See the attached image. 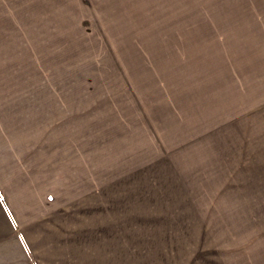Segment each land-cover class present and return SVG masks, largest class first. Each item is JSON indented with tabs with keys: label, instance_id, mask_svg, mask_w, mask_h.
<instances>
[{
	"label": "rangeland",
	"instance_id": "obj_1",
	"mask_svg": "<svg viewBox=\"0 0 264 264\" xmlns=\"http://www.w3.org/2000/svg\"><path fill=\"white\" fill-rule=\"evenodd\" d=\"M0 264H264V0H0Z\"/></svg>",
	"mask_w": 264,
	"mask_h": 264
}]
</instances>
